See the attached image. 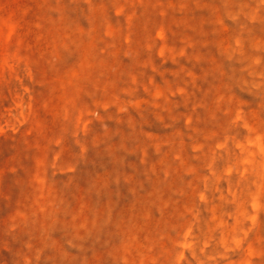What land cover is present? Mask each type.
Segmentation results:
<instances>
[{"label":"rangeland","instance_id":"obj_1","mask_svg":"<svg viewBox=\"0 0 264 264\" xmlns=\"http://www.w3.org/2000/svg\"><path fill=\"white\" fill-rule=\"evenodd\" d=\"M0 264H264V0H0Z\"/></svg>","mask_w":264,"mask_h":264}]
</instances>
